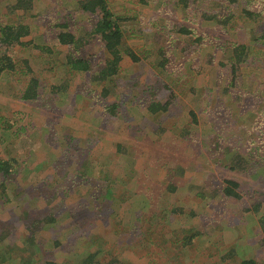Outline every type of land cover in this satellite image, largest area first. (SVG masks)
Instances as JSON below:
<instances>
[{"label": "rangeland", "instance_id": "1", "mask_svg": "<svg viewBox=\"0 0 264 264\" xmlns=\"http://www.w3.org/2000/svg\"><path fill=\"white\" fill-rule=\"evenodd\" d=\"M85 1L0 0V27H29L24 45L6 54L16 71L0 74V140L9 146L0 156L24 161L28 193L41 195L25 203L17 190L16 210L0 207V264H44L42 256L56 254L62 264H264V20L235 18L246 0L232 9L238 33L210 14L229 5L221 0H203L195 8L206 11L196 13L180 0H106L121 22L122 49L139 61L126 55L123 72L100 83L95 67H66L68 50L55 42L60 31L76 39L91 32L98 16L82 11ZM179 25L189 34H178ZM192 30L203 39L190 53ZM240 39L250 60L229 84L232 49L221 43ZM89 50L95 65L106 57L95 40ZM172 61L188 70L169 74ZM252 71L262 74L250 78ZM32 78L38 97L24 101ZM62 84L65 91L50 92ZM151 103L166 110L151 114ZM226 180L237 183L238 197L224 195ZM22 204L34 212L20 217Z\"/></svg>", "mask_w": 264, "mask_h": 264}, {"label": "trees", "instance_id": "2", "mask_svg": "<svg viewBox=\"0 0 264 264\" xmlns=\"http://www.w3.org/2000/svg\"><path fill=\"white\" fill-rule=\"evenodd\" d=\"M183 4L181 5V9L183 11L189 10V9H193V12L196 13L198 11H206L204 7L199 6L197 8L196 5L204 3L203 0H193L192 3H190V0H180ZM223 2H225L226 4H229L228 6H224L218 10H213V8H211L210 10V14L213 13H219L220 14V18L222 19V29H225L227 27V32H234V33H238V26L236 21H232L231 18L234 17V15H232V9L235 8L234 6H236V4L238 2V0H221ZM18 2H22V0H18ZM246 2L248 3L247 6H245V10H239L240 13L238 16H235V18L237 19H241L243 21H245V17L247 16L249 18H259L258 22H261L264 20V0H260V2H257L254 0H246ZM251 3H257L258 5H261V10L256 13L254 12L251 7L250 4ZM107 2L106 0H87L84 3H80V7L82 9L83 12H88L90 15H97L98 19L95 23V25L91 26V32L88 33L87 35L83 36V39H76L75 36L72 33L69 32H57L54 33L55 36V42L56 45L58 46H65L66 49L68 50L67 53V61L65 63V66L68 67L70 70H72L73 72H79V73H85V72H89L92 70L93 67H95V71L97 73V76H95V81L97 82H103L105 80H114V78L118 75L119 72H123V69L121 67V61L124 59V57L129 56L130 59L137 63L139 61V58L137 57L136 54H133L130 50H123L122 47L124 45V41H123V32H122V28H121V22L118 19H114L113 14L111 13L110 9L107 6ZM19 7L21 5H18ZM179 6V5H178ZM180 7V6H179ZM23 8V7H22ZM23 9L27 10L26 7H24ZM239 8L237 7V10ZM236 14V13H235ZM212 18V17H210ZM184 19L187 21L191 20L193 21L194 19H189L186 16L184 17ZM232 21V22H231ZM248 21V20H247ZM231 22V23H230ZM60 27V26H59ZM63 27V26H62ZM190 27H185L184 25H179V28L176 29V32H178V34L180 35H188L189 31H190ZM194 30V29H193ZM193 34L196 37V43L192 42L187 48L186 50H190V53L194 52L196 49L192 48L193 46L197 47L198 44V48L200 47L201 40L203 38L198 37L197 38V34L194 32ZM253 31H256L255 28H250L249 29V33H251V35L253 34ZM29 35V27L23 24H19V25H4L0 27V74L1 73H5L6 75L12 74L13 72L16 71L15 67L16 64L12 65L11 62V57L6 55L9 52V47L12 45H24L22 40L23 38L27 37ZM235 39V38H232ZM95 40L97 42H99L101 49L105 52L106 57L104 59H101V62L96 63V65L94 64V56H95V52L91 53L90 50L87 51V53H85V47L86 45L90 46L92 41ZM198 42V43H197ZM253 42V41H252ZM222 48H224L223 50H226L228 48L232 49V66H231V78H233L231 80V82H229V84L233 83L235 74H233L238 68H240L241 65H245L249 62L250 58L247 54V46L244 45V41L242 39L240 40H227L223 45L221 43ZM189 53V54H190ZM189 54L187 55V57L189 56ZM257 55V54H256ZM192 62V61H191ZM18 64V63H17ZM23 64V63H22ZM22 64H18V66L22 65ZM94 64V65H93ZM49 65V64H47ZM52 65L54 67V65H58L57 62H52L49 66V68H52ZM180 67H183L184 69L187 67L182 66L181 64H178ZM177 65V63H175L174 61L169 62V64H167V69L163 68V70H165L166 72H168L169 69L172 70V72L170 71L169 74H172L175 71H177V69L179 68ZM194 66L195 67V63L192 62V64L189 66V68H192ZM256 68V69H255ZM206 69V68H205ZM255 70H259V67H254ZM6 70V71H5ZM188 70V69H187ZM210 70V69H209ZM154 71V70H153ZM211 71V70H210ZM31 72V71H30ZM261 72V71H260ZM179 73H181L179 71ZM210 73V72H209ZM211 74V73H210ZM243 74V72H242ZM256 73L255 71H252L250 74V78H258L262 73ZM3 75V74H1ZM181 75V74H180ZM239 75L236 76V78ZM156 79H161L157 74L152 76ZM174 82H178L173 80ZM261 82H264V74H263V79H261ZM168 83V82H167ZM171 84V82H170ZM38 82L32 78L30 83L27 85V87L25 88V91L23 92V95L21 97L22 100L24 101H30L34 98L38 97V93H36L37 88H38ZM163 86L166 88L168 86V84H166L165 82H163ZM66 85H61L58 88L55 87H51L50 88V92L51 93H56V92H60L62 90L65 91ZM261 91H259V93H261ZM115 93V92H114ZM104 95H106L104 93ZM148 111L151 114H154L156 111H165L166 108H160V106H156V104H150V106H148ZM3 119V118H2ZM1 122V119H0ZM7 124L4 123L2 124L1 128H4ZM15 137H17L19 135V130H17L16 132L14 131ZM0 146L4 147L6 149L5 153H7V148L9 147L8 145H4L2 144V139L0 140ZM3 148V151H4ZM21 159L18 158V163H17V158H7L4 156L1 157L0 156V207H4V209L2 210L3 213H5V210H10L15 211L16 209L13 208L12 206H16L15 202H13L12 197L10 196V193L14 195V197L17 198V190L22 194L25 195L24 198H21V201L24 200V202L26 203V198L28 200H32L34 197H36V193L35 192H31L30 194L28 193L27 190V185L25 184V180H23L24 175L29 174L28 172L30 171L28 168L26 169V166L24 164V161L21 162ZM20 161V162H19ZM29 170V171H28ZM16 176H18V180L16 178ZM228 186H226L223 190L224 195L226 197H238L237 193L234 192L233 188H237L238 185L237 183L231 181V180H226ZM170 187H172V184L169 185ZM231 186V187H229ZM173 190H175V187H172ZM28 193V194H27ZM40 195V194H39ZM39 195L37 196L36 199L39 198ZM55 195L57 196V199H59L61 202L64 199V194L58 192L57 194H53L52 196L55 197ZM27 196V197H26ZM41 197V195H40ZM15 199V198H14ZM138 200V199H137ZM25 205V204H22ZM144 206H147L148 204L144 203ZM25 209L22 208L21 209V214L20 217H22L25 214H31L34 211H31L30 207L28 205H25ZM64 208V207H62ZM2 213V212H1ZM7 214V213H5ZM20 219V218H19ZM0 225H4L3 222L0 221ZM197 234L194 233L192 235L187 236V238H185L186 244L189 245L190 243L193 242L194 237H196ZM7 238V234H5V232L2 234L0 233V253L2 252V250H4L5 248V244H3V241ZM10 248H16V246H14V243H10L8 244ZM19 252L21 249H18ZM54 250V249H53ZM59 252V251H57ZM40 253V252H39ZM1 255V254H0ZM232 255H228L229 258H232ZM11 257V256H10ZM8 257V259L10 258ZM59 254H56V257L54 259H44V257L42 256V258H40L41 261H45L44 264H62V263H58L57 262V258H59ZM242 260L239 262V264H255L254 260H244L243 258H241ZM0 260H2V258L0 257ZM224 260V259H223ZM14 261V260H12ZM10 261V262H12ZM10 264V263H8ZM26 264H32L30 261H26ZM84 264H116V260L115 259H107L105 262H97L96 259L90 260Z\"/></svg>", "mask_w": 264, "mask_h": 264}, {"label": "crops", "instance_id": "3", "mask_svg": "<svg viewBox=\"0 0 264 264\" xmlns=\"http://www.w3.org/2000/svg\"><path fill=\"white\" fill-rule=\"evenodd\" d=\"M210 74V73H209Z\"/></svg>", "mask_w": 264, "mask_h": 264}]
</instances>
